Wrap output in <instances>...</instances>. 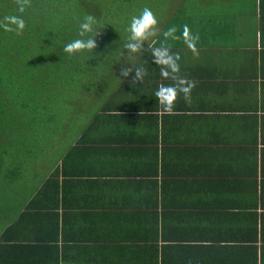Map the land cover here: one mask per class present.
<instances>
[{
  "label": "crops",
  "instance_id": "0c3cea01",
  "mask_svg": "<svg viewBox=\"0 0 264 264\" xmlns=\"http://www.w3.org/2000/svg\"><path fill=\"white\" fill-rule=\"evenodd\" d=\"M154 14L107 94L100 75L61 89L57 114L2 138L0 264H264V0ZM164 49L177 71L157 63ZM181 78L190 102L165 112L155 92Z\"/></svg>",
  "mask_w": 264,
  "mask_h": 264
},
{
  "label": "trees",
  "instance_id": "16d2710c",
  "mask_svg": "<svg viewBox=\"0 0 264 264\" xmlns=\"http://www.w3.org/2000/svg\"><path fill=\"white\" fill-rule=\"evenodd\" d=\"M167 1L30 0L22 33L0 28V142L11 134H22L25 121L37 122L45 114H57L58 91L84 86L87 78L100 75L102 70L95 68L100 60V65L106 66L108 57L118 64L123 62L122 54L136 40L128 29L131 17L145 7L156 13ZM17 7V0H0V21L16 14ZM86 23H92V31L82 27ZM90 38L94 39L92 49L65 51L75 40L86 42ZM151 51L143 53V61L133 66L132 75L143 62L148 64L145 60H150ZM20 247L25 248L22 244L17 249ZM51 257L35 264H59L58 252Z\"/></svg>",
  "mask_w": 264,
  "mask_h": 264
},
{
  "label": "clouds",
  "instance_id": "9594fccd",
  "mask_svg": "<svg viewBox=\"0 0 264 264\" xmlns=\"http://www.w3.org/2000/svg\"><path fill=\"white\" fill-rule=\"evenodd\" d=\"M18 7L16 8V14L7 15L4 17V21H0V28L5 31L20 34L25 30L26 20L25 14L30 8V0H17ZM93 17L88 16L89 21H93ZM156 24V17L150 8L145 7L138 15L131 17L128 29L131 32L132 38L143 39L145 34L148 32L152 25ZM86 30L92 31V23H86L82 25ZM175 32V28H169L166 35L172 36ZM184 39L188 44L189 48H192L197 42L196 38L192 37L188 30L184 32ZM94 47V39L90 38L87 41L75 40L74 42L65 46L66 52H73L74 50H90ZM132 50L136 51V45L132 46ZM157 63L169 66L174 72L178 70L179 65L176 63V59L171 55H168L167 49L163 51L155 52ZM139 75V73H137ZM167 75V73H163ZM195 85L189 83L183 78L177 80L175 83L170 85H159L155 96L157 101L162 106L165 112H171L174 110L176 100L180 94H183V98L190 102L191 90Z\"/></svg>",
  "mask_w": 264,
  "mask_h": 264
},
{
  "label": "rangeland",
  "instance_id": "374dc122",
  "mask_svg": "<svg viewBox=\"0 0 264 264\" xmlns=\"http://www.w3.org/2000/svg\"><path fill=\"white\" fill-rule=\"evenodd\" d=\"M147 34L148 33L145 34V36H144L143 39H136L135 40L136 41V44H134V43L132 44V46L133 45H136V51H133L132 50V46L131 47H128L125 50V54H124L125 56L122 54V58L124 57L125 62H120V64L113 63V65L108 64V66H106L105 63L100 65V62H102V60H103L102 59L95 66L96 70H98V69L102 70V72L100 74V78H103L104 81L99 80V78L97 79V81L99 80L100 82H102L100 87H101V90H102L103 94H105V93L107 94V91H108V89H109V87L111 85H115L117 83V81L118 82L121 81L120 80L121 77H119L120 76L119 74H121L122 72L119 71V67L121 68L122 66L125 65L126 66V71H127V70L130 69L132 63L134 62L133 61V58L135 57L136 59H138L140 57V55L142 53V46L145 44V42H147L149 40V37H150ZM104 56H107V55L104 54ZM122 58H120V59H122ZM111 66L113 68H110ZM107 68H108V70H107ZM100 70H98V71H100ZM109 75H112V77H108ZM113 79H114V81H113ZM87 80H88V83H91V84H95V82H96V80L94 79V77L87 78ZM49 93H50V90H49ZM51 93H56V92L55 91H51ZM91 104L95 105L96 104V100H94ZM88 110L89 109H87V112H88ZM2 213H4V215H5V213H7V211L5 210V208H3Z\"/></svg>",
  "mask_w": 264,
  "mask_h": 264
}]
</instances>
